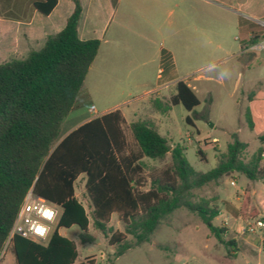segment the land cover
I'll return each instance as SVG.
<instances>
[{
    "label": "trees",
    "instance_id": "16d2710c",
    "mask_svg": "<svg viewBox=\"0 0 264 264\" xmlns=\"http://www.w3.org/2000/svg\"><path fill=\"white\" fill-rule=\"evenodd\" d=\"M74 2L76 8L66 27L49 36L41 50L0 65V264L9 249L17 264H80L76 242L59 230L77 227L83 244L95 242L90 234L91 218L76 192L82 176L94 227L112 235L110 245L117 257L150 242L162 220L180 208L198 213L220 243L238 251L234 240L225 239L228 230L213 224L221 213L218 206L211 200L194 202L192 191L235 174L264 181L262 147L245 160L249 146L234 135L227 152L220 153L217 166L199 172L188 162L186 149L169 147L153 120L129 125L138 150L128 152L127 121L119 109L89 121L61 140L63 123L74 110L101 47L98 39L83 41L79 37L83 8L80 0ZM57 4L58 0H36L35 8L49 16ZM176 90L168 100H155L161 114L179 104L192 112L201 104L186 82L179 81ZM246 120L264 144V91L250 93ZM187 121L193 123L190 117ZM169 154L171 166L151 181L149 190H142L143 160L162 161ZM32 189L63 209L58 230L46 245L17 235L7 246L21 205ZM114 216L124 224L125 232L109 228Z\"/></svg>",
    "mask_w": 264,
    "mask_h": 264
},
{
    "label": "rangeland",
    "instance_id": "374dc122",
    "mask_svg": "<svg viewBox=\"0 0 264 264\" xmlns=\"http://www.w3.org/2000/svg\"><path fill=\"white\" fill-rule=\"evenodd\" d=\"M190 9V5L184 2L180 3L179 8H175L173 18L177 19V23L171 33L164 29L163 37L154 29L138 24L140 16L133 15V31L127 34L130 40L124 44L121 57L147 62L144 68L150 76L139 82H147L150 85L147 90L151 93L148 97H143L141 90L134 87L139 84L138 81H112L107 74H103L100 85L102 90L100 94H93L92 73L85 82L80 94L82 98L77 104V108L84 115L78 119L65 120L60 138L84 118L95 119L99 114L118 105L124 111L136 110V117L133 113L128 114L129 122L154 120L160 133L172 146L171 149L176 146L186 149L188 162L199 172L206 173L217 166L220 153L227 152L229 144L234 141V135L249 145L243 158L248 160L254 155L260 142L248 126V98L243 91L246 92L245 88L256 91L260 89L256 87L257 81H264V37H257L264 34V28L258 33L254 26L256 30H251L248 38L246 30L241 28L250 26L251 19L236 5L235 0L230 1L226 8L219 5L207 7L210 14L206 15L205 20L192 16ZM183 10L188 11L186 17L180 15ZM162 45L172 52L174 61L164 52L162 62L165 64L161 66ZM253 46L252 51L246 52L247 48ZM101 58L98 65L106 71L108 57L103 53ZM249 62L252 65L251 70L247 66ZM132 71L136 73L134 69ZM172 71L175 74L171 77ZM240 73L244 74L243 83L235 90ZM168 78L173 82L170 88L165 87ZM179 81L194 88L201 104L192 112L179 104L168 114H161L154 106L155 100H168L177 91L174 85ZM124 92H132L133 95L128 97ZM92 106L96 107V113L89 112ZM196 115L204 118L199 119ZM189 117L193 123H188ZM211 124L214 125L213 128ZM124 132L128 141V152L136 153L138 147L128 123L124 125ZM199 151L204 155H200ZM143 164L144 184L141 189L147 191L151 181L160 177L171 166V154L162 161L146 158ZM244 186L246 195L240 189ZM253 190L264 197V181H251L243 175L235 174L222 178L219 183H211L192 191L194 202L211 200L220 212L223 211L213 224L228 230L225 239L235 241L240 250L238 253L220 243L198 213L180 208L162 220L150 242L133 246L117 257L116 249L110 245L112 235H105L94 227L93 208L86 192L85 176L77 183L76 192L91 218L90 234L95 242L83 244L77 227L59 231L76 242L80 264H257L256 257H247L256 251L252 241L243 235L244 220L249 217L252 218L249 220L259 218L253 202L256 196L252 198L250 195ZM232 199L237 201L241 209H236ZM109 228L125 232V226L118 216L113 217ZM129 240L135 243L133 237L129 236ZM1 264H17L10 249L4 254Z\"/></svg>",
    "mask_w": 264,
    "mask_h": 264
},
{
    "label": "crops",
    "instance_id": "0c3cea01",
    "mask_svg": "<svg viewBox=\"0 0 264 264\" xmlns=\"http://www.w3.org/2000/svg\"><path fill=\"white\" fill-rule=\"evenodd\" d=\"M80 1L83 12L79 22V37L83 41L92 39H98L101 41L99 54L87 76L88 78L93 73L92 91L93 94H100L102 90L100 85L104 77L103 74H107L109 80L112 81L125 80L139 82L141 80H147L150 76L148 70L144 68L147 66L146 61L141 62V59H122L121 57L124 44H126V41L130 40V37H128L127 34H130L133 31L132 27L134 25V21H132V17L139 15L140 20L137 22L138 24L144 25L148 28L150 27L152 30L154 29L160 34L161 37H163L164 29H166L168 33H171L174 30L177 19L175 20L173 16L175 8H179L181 2L190 5L191 9L189 13L192 14V16H197L205 20L206 15L210 14V11L206 10L207 7L219 5L226 8L227 4L232 0ZM235 1L236 5L239 6L241 10L243 9L246 15L251 19L252 24L250 26L241 28L246 30L248 34L247 37L249 38L251 36V30H256V28L257 31L255 32L260 33L261 30L263 31L264 0H243V2H240L239 0ZM35 2L36 0H0V65L12 60L26 59L31 52L41 50L49 36L57 35L66 27L69 18L72 16L76 8L74 0H58L57 7L54 9V11L49 16H45L35 8ZM180 13L182 17H186L188 15V11L185 10L181 11ZM165 25H168L167 28H164ZM254 26L256 28H254ZM261 36L264 37V34L257 37L259 38ZM253 48L254 46L247 48L246 52L252 51ZM164 52H166V55L171 56V61H174L172 52L169 49L164 48L162 45L160 49L161 66L165 64V62H162ZM103 53L104 56L108 57V60H106L105 64L107 66L106 71L103 70V67L98 65V63L100 64L102 61L101 57ZM247 66L249 70H251L250 68H252V65H250V62L247 63ZM132 69H134L136 73H133L134 71H132ZM242 69L244 70V68ZM160 71H163V69ZM171 73L172 74L170 76L172 77L174 76L175 71H172ZM159 77H161V75H159ZM169 78L167 79V83H165L166 88H170L171 83H173ZM243 79L244 74L240 73L238 84L235 90L241 87V82L243 83ZM177 83L178 82H176L174 86H177ZM149 86L150 85L147 82L142 81V83L139 82V84L137 83L134 87L137 90H141L143 97H148V95L151 93L150 90H147ZM256 87H260V90L264 91V81H257ZM244 90H246V92L243 91V94H245L248 98L249 106V95L252 91L248 88H245ZM176 93L177 91L172 94V96H174ZM124 95L130 97L133 95V93L124 92ZM81 98L82 96H79L74 110L70 113L66 121L78 119L84 115L82 110L77 108V104ZM118 109L121 110L120 107L116 105L112 109H108L102 114H99L97 117ZM121 111L127 123L129 125L133 123L129 122L128 114L133 113L136 117V110L128 109L127 111ZM89 112H92L91 108L89 109ZM91 120L93 119L89 117L84 118L76 126H73L62 137L61 140ZM256 139L258 140L257 136ZM258 142L260 141L258 140ZM261 147L264 149V144L260 142L259 148ZM240 189L241 192L243 191L245 193V195L247 194L245 186L241 187ZM250 195L252 198L256 196V199H254L253 202L256 209L258 210L259 218H264V197L256 190L251 191ZM231 202L233 205H235L236 209H241V206L236 200L232 199ZM221 214H223L222 210ZM247 221L248 220H244V224H246ZM243 235L252 241L251 244L254 245V250L256 251V253L253 255H245H247V257H256L257 264H264V248H262L264 245V240L248 234ZM239 251L240 250L238 248L236 253Z\"/></svg>",
    "mask_w": 264,
    "mask_h": 264
},
{
    "label": "built area",
    "instance_id": "2783aa9c",
    "mask_svg": "<svg viewBox=\"0 0 264 264\" xmlns=\"http://www.w3.org/2000/svg\"><path fill=\"white\" fill-rule=\"evenodd\" d=\"M91 111L96 113V107L92 106ZM62 213L63 209L60 206L36 195L32 189L21 205L7 246L17 235L37 244H48L58 230ZM244 234L264 240V218L248 220Z\"/></svg>",
    "mask_w": 264,
    "mask_h": 264
},
{
    "label": "water",
    "instance_id": "95a60500",
    "mask_svg": "<svg viewBox=\"0 0 264 264\" xmlns=\"http://www.w3.org/2000/svg\"><path fill=\"white\" fill-rule=\"evenodd\" d=\"M211 127L213 128L214 127V125L213 124H211ZM170 148H172V146H169Z\"/></svg>",
    "mask_w": 264,
    "mask_h": 264
}]
</instances>
